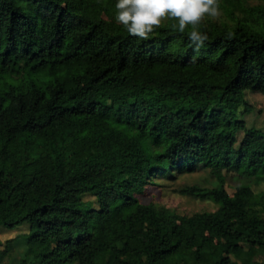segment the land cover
<instances>
[{"label":"trees","instance_id":"16d2710c","mask_svg":"<svg viewBox=\"0 0 264 264\" xmlns=\"http://www.w3.org/2000/svg\"><path fill=\"white\" fill-rule=\"evenodd\" d=\"M77 2L117 0H0V264H264V132L234 98L264 95V0H219L199 52ZM190 175L176 192L215 210L136 197Z\"/></svg>","mask_w":264,"mask_h":264},{"label":"clouds","instance_id":"9594fccd","mask_svg":"<svg viewBox=\"0 0 264 264\" xmlns=\"http://www.w3.org/2000/svg\"><path fill=\"white\" fill-rule=\"evenodd\" d=\"M221 14L219 0H117L115 4V21L130 36L148 40L165 21H172V30L188 31L197 52L208 39L201 31L202 23Z\"/></svg>","mask_w":264,"mask_h":264},{"label":"rangeland","instance_id":"374dc122","mask_svg":"<svg viewBox=\"0 0 264 264\" xmlns=\"http://www.w3.org/2000/svg\"><path fill=\"white\" fill-rule=\"evenodd\" d=\"M71 9L83 18L98 20L104 28L111 33L116 31L117 24L115 21V14L111 10H100L95 6L81 4L80 2L73 4ZM234 98L236 101L237 117L244 120L247 127L256 128L264 132V95L259 92H251L247 89L243 97L234 96ZM200 177V175H190V177H180L174 182L159 180L158 183L164 186H149L146 191L136 193V197L142 203L156 202L175 208L182 213H192L202 210L213 211L216 209V205L213 202L185 196L175 190V188L180 187L185 182L192 183ZM226 189L230 194H233L236 190V183L230 177H228L226 181ZM84 199L90 201L94 207H98L95 197L87 194ZM25 209V205H20L18 207V212ZM2 229L3 230L0 229V237L3 239L18 234V232H16L17 230L10 231L6 228Z\"/></svg>","mask_w":264,"mask_h":264}]
</instances>
